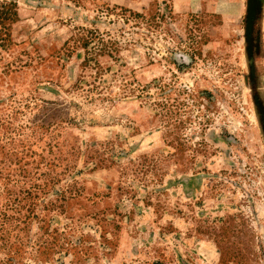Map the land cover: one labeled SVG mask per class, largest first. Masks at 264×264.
<instances>
[{
    "label": "rangeland",
    "instance_id": "374dc122",
    "mask_svg": "<svg viewBox=\"0 0 264 264\" xmlns=\"http://www.w3.org/2000/svg\"><path fill=\"white\" fill-rule=\"evenodd\" d=\"M0 264H264V0H0Z\"/></svg>",
    "mask_w": 264,
    "mask_h": 264
}]
</instances>
